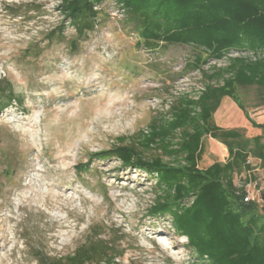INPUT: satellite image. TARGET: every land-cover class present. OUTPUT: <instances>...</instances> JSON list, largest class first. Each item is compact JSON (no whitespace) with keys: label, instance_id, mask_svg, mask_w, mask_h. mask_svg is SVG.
Wrapping results in <instances>:
<instances>
[{"label":"rangeland","instance_id":"1","mask_svg":"<svg viewBox=\"0 0 264 264\" xmlns=\"http://www.w3.org/2000/svg\"><path fill=\"white\" fill-rule=\"evenodd\" d=\"M60 3L0 0V79L10 82L16 97L0 110V264H38L36 249L67 254L95 224L100 237L116 242L118 264H191L186 238L169 221L147 215L154 178L93 154L112 148L119 136L148 131L184 95L195 98L205 81L187 63L197 50L138 45L133 24L110 1L98 7L94 28L79 37ZM61 23L62 35L48 38ZM226 63V57L210 58L202 69L209 73ZM238 95L249 118L224 97L214 122L247 136L259 133L249 119L264 122V104L252 88ZM227 154L205 136L198 166L225 161ZM249 161L251 177L235 175L234 182L246 176L251 201L260 205L264 163Z\"/></svg>","mask_w":264,"mask_h":264},{"label":"trees","instance_id":"2","mask_svg":"<svg viewBox=\"0 0 264 264\" xmlns=\"http://www.w3.org/2000/svg\"><path fill=\"white\" fill-rule=\"evenodd\" d=\"M108 1L133 24L138 45L153 50L186 44L196 49L187 66L200 70L205 83L195 98L181 97L148 131L119 136L112 148L93 156L115 158L154 178L147 215L169 221L174 233L186 238L191 264H264V189L258 205L244 201L246 176L242 184L234 182L235 175L251 177L249 157L264 163V122L249 119L260 133L247 137L240 128L218 126L213 117L224 97L245 112L241 90L252 88L264 104V0H61L59 6L64 21L82 37L98 22V7ZM64 28L61 23L48 38L62 35ZM224 57L223 67L209 73L202 69L208 59ZM14 98L10 82L0 79V110ZM205 136L222 143L228 154L225 161L201 168ZM99 228L91 226L67 254L50 256L36 249L33 257L38 264H118L122 253L113 239L100 237Z\"/></svg>","mask_w":264,"mask_h":264},{"label":"built area","instance_id":"3","mask_svg":"<svg viewBox=\"0 0 264 264\" xmlns=\"http://www.w3.org/2000/svg\"><path fill=\"white\" fill-rule=\"evenodd\" d=\"M247 189V188H246ZM244 201H251V198H250V196H249V194H248V191H247V193H246V195H245V197H244ZM261 201H262V198H261Z\"/></svg>","mask_w":264,"mask_h":264},{"label":"crops","instance_id":"4","mask_svg":"<svg viewBox=\"0 0 264 264\" xmlns=\"http://www.w3.org/2000/svg\"><path fill=\"white\" fill-rule=\"evenodd\" d=\"M231 128H237V127H231ZM259 133H260V130H259ZM259 133H257V134H259ZM257 134H254V135H257ZM254 135H252V136H254ZM245 136H247L246 133H245ZM247 137H250V136H247Z\"/></svg>","mask_w":264,"mask_h":264}]
</instances>
